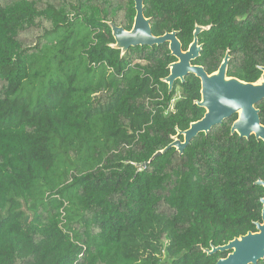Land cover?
Listing matches in <instances>:
<instances>
[{
  "label": "trees",
  "instance_id": "obj_1",
  "mask_svg": "<svg viewBox=\"0 0 264 264\" xmlns=\"http://www.w3.org/2000/svg\"><path fill=\"white\" fill-rule=\"evenodd\" d=\"M143 14L184 51L210 27L193 62L207 74L228 52V77L260 78L264 0H145ZM134 16L132 0H0V264H215L204 250L261 222L264 142L231 135L236 116L142 166L204 110L193 76L162 83L167 44L110 48L108 23Z\"/></svg>",
  "mask_w": 264,
  "mask_h": 264
},
{
  "label": "water",
  "instance_id": "obj_2",
  "mask_svg": "<svg viewBox=\"0 0 264 264\" xmlns=\"http://www.w3.org/2000/svg\"><path fill=\"white\" fill-rule=\"evenodd\" d=\"M144 1L132 0L135 16L129 31L108 23L114 43L110 48L120 52L123 56L129 48L153 47L167 44L170 56L175 62L168 66L169 74L162 80L168 92L176 82L183 83L191 75L200 84V100L194 105L204 110L203 117L193 123L184 131L176 128V135L172 142L163 150L156 152L151 159L142 166L149 165L156 158L170 150H175L181 155L190 141L199 134L206 135L210 130L222 124L225 120L236 116L230 128L231 135L236 134L239 139H249L253 136L257 141L264 142V126L259 119L256 105L264 100V67L259 68L260 78L254 83H244L234 77H228V52L222 59L216 72L207 74L203 67L193 64L200 56L202 47L198 45V35L208 31L210 27L195 26L192 33V42L188 48L182 50V45L177 39V33H166L156 37L151 32L150 20L144 17ZM182 138V140L179 139ZM256 186L263 189L260 199L261 222L255 224L256 232L228 242L222 247H212L204 250L206 255L215 252H230L225 259L216 264H258L264 260V180H258Z\"/></svg>",
  "mask_w": 264,
  "mask_h": 264
},
{
  "label": "flooded vegetation",
  "instance_id": "obj_3",
  "mask_svg": "<svg viewBox=\"0 0 264 264\" xmlns=\"http://www.w3.org/2000/svg\"><path fill=\"white\" fill-rule=\"evenodd\" d=\"M255 232H256V229H255ZM224 246H225V245H224ZM212 247H213V246H210V249H208V250L211 251V248H212ZM219 247H222V246H219ZM214 248H216V247H214ZM216 253H219L220 255H223V254H224V257H221L220 259L217 260V262H218V261L221 260V259H225V258L228 256V254H229L230 252H215V253L210 254V255H208V256L214 255V254H216ZM217 262H216V263H217ZM216 263H215V264H216ZM258 264H264V260L261 261V262H259Z\"/></svg>",
  "mask_w": 264,
  "mask_h": 264
},
{
  "label": "rangeland",
  "instance_id": "obj_4",
  "mask_svg": "<svg viewBox=\"0 0 264 264\" xmlns=\"http://www.w3.org/2000/svg\"><path fill=\"white\" fill-rule=\"evenodd\" d=\"M178 94H179V90H178V92H177Z\"/></svg>",
  "mask_w": 264,
  "mask_h": 264
}]
</instances>
